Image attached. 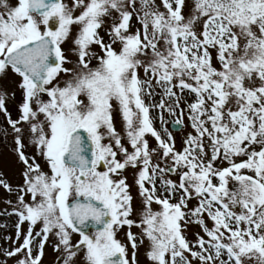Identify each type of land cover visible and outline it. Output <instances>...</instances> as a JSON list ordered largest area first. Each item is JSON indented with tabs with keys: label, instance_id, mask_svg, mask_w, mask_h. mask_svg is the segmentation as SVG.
Segmentation results:
<instances>
[{
	"label": "snow or ice",
	"instance_id": "obj_1",
	"mask_svg": "<svg viewBox=\"0 0 264 264\" xmlns=\"http://www.w3.org/2000/svg\"><path fill=\"white\" fill-rule=\"evenodd\" d=\"M0 144V264H264V0H0Z\"/></svg>",
	"mask_w": 264,
	"mask_h": 264
},
{
	"label": "rangeland",
	"instance_id": "obj_2",
	"mask_svg": "<svg viewBox=\"0 0 264 264\" xmlns=\"http://www.w3.org/2000/svg\"><path fill=\"white\" fill-rule=\"evenodd\" d=\"M10 160H11L10 149L6 148L3 144H0V169L7 171L9 173L10 178L12 179V182L15 183L17 178H16L15 170L11 168L10 166V163H9ZM3 195L4 194L2 190H0V198H2ZM2 207H4V205L0 204V208ZM0 223H8L9 234L14 235V229L12 227V222H9V221H6L0 218ZM0 235H3V232H0ZM0 243H2V241H0ZM44 264H55L54 255L50 248L47 249V254L44 260Z\"/></svg>",
	"mask_w": 264,
	"mask_h": 264
}]
</instances>
